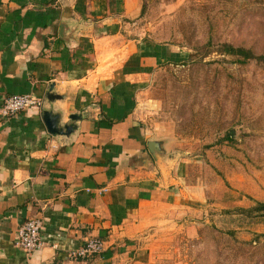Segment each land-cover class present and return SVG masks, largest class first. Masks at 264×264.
I'll return each instance as SVG.
<instances>
[{
    "label": "crops",
    "instance_id": "0c3cea01",
    "mask_svg": "<svg viewBox=\"0 0 264 264\" xmlns=\"http://www.w3.org/2000/svg\"><path fill=\"white\" fill-rule=\"evenodd\" d=\"M140 11V0H0V106L32 95L62 124L82 116L65 145L47 132L42 105L0 115V264H181L166 250L196 241L212 217L200 162L157 164L147 150L170 129L148 127L141 92L178 54L124 37L136 35ZM109 55L120 61L106 68ZM51 83L63 100L46 102ZM31 219L43 221V246L27 256L15 238ZM88 239L103 252L68 260Z\"/></svg>",
    "mask_w": 264,
    "mask_h": 264
},
{
    "label": "rangeland",
    "instance_id": "374dc122",
    "mask_svg": "<svg viewBox=\"0 0 264 264\" xmlns=\"http://www.w3.org/2000/svg\"><path fill=\"white\" fill-rule=\"evenodd\" d=\"M140 7L136 35L124 37L178 54L147 77V125L169 126L166 150L175 161L200 162L212 212L196 241L166 252L181 264H264V217L244 213L264 202V67L217 51L227 43L264 55V0H140ZM118 60L109 55L104 65Z\"/></svg>",
    "mask_w": 264,
    "mask_h": 264
},
{
    "label": "built area",
    "instance_id": "2783aa9c",
    "mask_svg": "<svg viewBox=\"0 0 264 264\" xmlns=\"http://www.w3.org/2000/svg\"><path fill=\"white\" fill-rule=\"evenodd\" d=\"M41 101L32 95L9 96L3 100L0 106L2 117H12L30 107H40ZM43 221L41 219L26 220L18 229L15 245L27 256L43 246L41 233ZM104 250V242L99 239H88L80 247L70 249L66 253L68 260H84L90 256L98 255Z\"/></svg>",
    "mask_w": 264,
    "mask_h": 264
},
{
    "label": "water",
    "instance_id": "95a60500",
    "mask_svg": "<svg viewBox=\"0 0 264 264\" xmlns=\"http://www.w3.org/2000/svg\"><path fill=\"white\" fill-rule=\"evenodd\" d=\"M58 35L61 40L67 42L70 39V30L64 22L59 25ZM55 84L51 83L46 91L45 100L48 103H53L56 100H63L64 95H60L55 92ZM41 117L46 126L47 132L62 142L68 144L71 135L77 132V122L81 120L82 116L79 113H74L69 116V121L65 124L61 123V115L59 112H54L50 109L44 108V102L42 105ZM168 143L167 138L151 139L147 142L146 147L152 158L157 164L161 160L166 159L168 161H175L176 159L171 158L166 150V144Z\"/></svg>",
    "mask_w": 264,
    "mask_h": 264
},
{
    "label": "trees",
    "instance_id": "16d2710c",
    "mask_svg": "<svg viewBox=\"0 0 264 264\" xmlns=\"http://www.w3.org/2000/svg\"><path fill=\"white\" fill-rule=\"evenodd\" d=\"M217 51L224 56H230L235 59L238 64H246L248 62H255L264 67V55H256L252 50L243 47H236L230 44H221ZM112 123L109 122V125ZM248 215L256 214L264 217V202H254V205L249 209L244 210Z\"/></svg>",
    "mask_w": 264,
    "mask_h": 264
}]
</instances>
